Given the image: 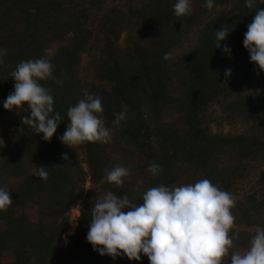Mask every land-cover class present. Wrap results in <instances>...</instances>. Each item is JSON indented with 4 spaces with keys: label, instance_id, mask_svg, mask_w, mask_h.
Returning a JSON list of instances; mask_svg holds the SVG:
<instances>
[{
    "label": "trees",
    "instance_id": "trees-1",
    "mask_svg": "<svg viewBox=\"0 0 264 264\" xmlns=\"http://www.w3.org/2000/svg\"><path fill=\"white\" fill-rule=\"evenodd\" d=\"M175 2L0 0V48L6 50L0 66V187L13 200L0 211V264H150L143 254L139 262L101 256L87 242L91 208L108 191L128 192L139 204L148 188L208 179L235 197L229 235L237 252L264 228V71L243 46L256 12L245 0H214L211 11L204 0H193L191 14L177 17ZM222 26L230 31L221 42L230 55L215 48ZM169 52L172 59L164 60ZM42 57L63 81L40 82L51 90L54 113L63 117L50 141L22 122L30 115L26 105L3 107L14 91L11 72L21 61ZM225 69L232 70L230 77ZM85 94L101 98L112 143L68 147L60 141L68 108ZM121 113L124 119L114 124ZM237 124L242 132L234 135L211 130ZM150 163L163 171L153 176ZM117 165L131 170L123 189L101 183L105 169ZM33 166L49 167L47 181L35 177ZM140 180L141 191L133 192ZM242 184L251 188L239 200ZM79 201L77 226L68 234Z\"/></svg>",
    "mask_w": 264,
    "mask_h": 264
},
{
    "label": "clouds",
    "instance_id": "clouds-1",
    "mask_svg": "<svg viewBox=\"0 0 264 264\" xmlns=\"http://www.w3.org/2000/svg\"><path fill=\"white\" fill-rule=\"evenodd\" d=\"M264 3V0H259ZM258 0H245V6L256 15L244 33L243 46L248 51L250 62L264 71V7L257 6ZM204 7L212 10L214 0H204ZM175 16L183 17L193 11V0H176L173 5ZM229 32L224 26L215 31V48H221ZM222 51L231 54L230 46L223 44ZM6 50L0 48V66L4 65ZM164 60H171L172 53H165ZM54 65L47 58L21 61L11 72L15 81L14 91L3 101L6 110L24 105L30 115L22 122L29 125L42 139L50 141L57 132L63 117L54 113V97L49 88L40 82L48 79L62 80L53 76ZM231 69H225V77H230ZM101 98L85 94L67 111L66 131L59 137L68 147L86 142L112 143L111 129L102 119ZM124 115L118 114L114 124L118 125ZM62 159L69 161L67 153ZM35 177L47 181L49 167L33 166ZM147 171L158 176L163 167L150 163ZM131 170L117 165L105 169V181L123 189ZM143 180L132 189L140 192ZM142 203L137 204L126 192L117 195L108 191L103 198L96 199L91 208V222L86 240L101 256L113 260L127 257L129 261L141 260L147 256L150 264H224L231 253V264H264V228H257L249 247L243 253L236 252L234 239L229 235L234 227L235 216L232 209L235 197L221 190L208 179L181 186L160 184L148 188L141 194ZM13 203L8 188L0 187V211H5ZM127 209V211H125Z\"/></svg>",
    "mask_w": 264,
    "mask_h": 264
},
{
    "label": "rangeland",
    "instance_id": "rangeland-1",
    "mask_svg": "<svg viewBox=\"0 0 264 264\" xmlns=\"http://www.w3.org/2000/svg\"><path fill=\"white\" fill-rule=\"evenodd\" d=\"M124 37V36H123ZM121 42V45H123V42L120 40ZM188 45L189 44H186L184 45L181 49L182 50H186L188 48ZM87 62V60L85 61ZM215 115H219L220 112H219V107L218 106H214L213 110H212ZM212 132L213 133H217V134H238L240 132H242V126L237 124L235 126H228V125H224V126H221V127H217V126H212L211 128ZM253 181H256L254 180V178H252ZM249 184V183H248ZM252 184H255L254 182H252ZM251 185V184H250ZM90 185L89 183L86 184V188H89ZM250 186L247 185V184H242V186H240L238 189H237V193H236V196H237V199L239 200H242V198L244 197V195L250 190ZM248 194V193H247ZM81 201H79L76 205H75V208L74 210L72 211L71 213V230L68 232V234H72L77 226V221H78V217H79V212H78V207L80 205ZM74 212H78V217L77 219L75 220V224L76 226L74 227V219H73V216H74ZM65 242H66V245H68V240L65 239ZM234 251H236L234 248H233ZM237 252V251H236ZM224 264H231V253H229V257L224 261Z\"/></svg>",
    "mask_w": 264,
    "mask_h": 264
}]
</instances>
